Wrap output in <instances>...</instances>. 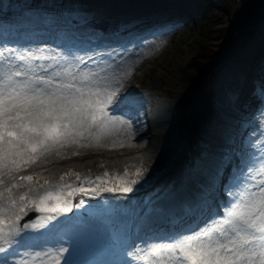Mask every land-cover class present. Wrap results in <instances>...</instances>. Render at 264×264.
I'll use <instances>...</instances> for the list:
<instances>
[{
    "label": "snow or ice",
    "instance_id": "snow-or-ice-1",
    "mask_svg": "<svg viewBox=\"0 0 264 264\" xmlns=\"http://www.w3.org/2000/svg\"><path fill=\"white\" fill-rule=\"evenodd\" d=\"M25 7L30 10L37 6ZM44 10L52 14V21L61 29L55 48L50 44L20 47L8 39L9 35H17L15 31H4V42L0 44V264H29L22 255L29 254L25 245L30 246L35 239L30 233L36 230H44V235L55 240L52 246L46 240V251L37 254H53L54 264H134L139 259L135 255L140 251L138 242L156 238L160 224L179 211L194 213L207 223L198 230L177 226L170 243L154 245L162 257L161 264H264V171L259 184L228 190L233 202L224 206L222 213L216 200V185L227 190L241 183L232 176L228 184H223L230 157H213V185L192 206H187L190 198L182 194L189 181L206 171L205 157L209 155L213 134L229 113L243 104L248 79L254 74L264 77V17L260 21L258 59L253 58V45L249 43L244 59L233 61L222 74L208 101L204 135L189 155L179 185H158L148 207H122L125 230L114 233L112 244L100 252L89 243L92 224L79 217L61 216L86 201L72 204L62 199L65 185H49L47 180L43 187L36 185L30 192H14L22 187L20 181H31L33 176L16 177L13 173L65 144H79L82 138L99 142L103 135L121 123L130 125L140 114L142 104L134 92L127 90L116 95L125 75L120 65L115 60H100V53L95 48L87 50L79 39L82 31L100 35L105 25L122 15L113 11L110 0H52ZM120 27L126 25L121 23ZM107 51L111 53L112 49ZM113 111L124 115H110ZM148 171L138 168L131 181L121 183L122 178H117L119 190L125 194L133 192V185L139 187L149 179ZM252 171L248 167V173ZM76 176L79 180L78 173ZM88 180L84 177L77 189L69 187L68 191H85L84 181ZM30 205L48 215L26 218Z\"/></svg>",
    "mask_w": 264,
    "mask_h": 264
},
{
    "label": "rangeland",
    "instance_id": "rangeland-1",
    "mask_svg": "<svg viewBox=\"0 0 264 264\" xmlns=\"http://www.w3.org/2000/svg\"><path fill=\"white\" fill-rule=\"evenodd\" d=\"M245 1V0H243ZM119 4V2H118ZM120 6V4H119ZM194 9V7H193ZM220 7L218 13L214 12H209L206 14H201L197 10H193L192 13V20L189 21V23H186L184 27H181L180 30H178V27L172 28L173 34H177L175 38H173V35H167L163 38H160L157 43L152 44V40L156 41L158 37H151V39H147L150 41L148 43L144 39L140 40V44L137 46L139 51L144 52L146 48L153 47L155 52H157L155 58H148L144 61V63L139 66V74L136 76L135 79L132 80V84L130 87H124L122 89H119L118 93L116 95H119L121 93H124L127 90H131L134 92L138 97H140L148 106L149 101L150 102H157L161 99H167L171 102H175L176 105H178L179 113L176 114L175 117V124H176V131L178 133L177 136H174V141L175 144L180 143L181 141V147L175 152V156L172 159H169L165 156L161 159L160 157H154L151 159L149 156L142 157L139 161L133 160V161H128V162H117L120 159V155H113V156H102L95 151H92L90 153L88 152H83L84 150H72L75 149V147H70L68 152H70L65 158L63 159H58V160H53L50 161L48 164L43 165L42 167L38 169H34L33 165H35L38 162V158L34 161H30L27 166H20L18 170L14 171L13 176H15L16 172L22 171L25 173V175L31 174L33 176V179L31 181H20V184L22 187L14 189V192H19V191H32L33 187L36 185L44 186V181L47 180L50 182L51 180H57V179H63L65 177H69L72 179V181L69 184V187L72 189H77L81 182L83 181L84 176L86 175L85 172H93L94 173V178L88 182L91 185L89 186L88 184H84L85 191H78V190H73V191H67L64 192L62 190V199L70 201L72 204H78L81 200L88 201L89 196H91V191H94L98 188L99 191L102 190H111V188L116 187L117 192L119 194V184L117 183V178H122L121 183L124 180L131 181L134 178V175L136 174V170L139 169H147L148 171V177L149 179L140 185L139 187H136L133 185L134 188H137L135 191L130 194L132 196V199L136 201L140 192H142L150 183H152L154 186L155 184L159 183L162 179H164L166 182L165 184H171V183H180V175L181 172L186 164V161L189 157V155L197 149V146L202 139L205 131V121L208 119L209 112H208V101L209 99L215 94L216 92V87L217 84L223 74V70H220L219 68L217 69H205V71H200V74L198 71L195 72V69H190L189 65L193 61V59L198 58L200 55V52L202 51L199 48V44L202 41V35L200 32L201 28V20L204 17H207L209 20V23L213 24L215 23L216 25H213V35L215 37H219L221 34V27L224 26L225 24L229 23L231 21V16L233 15V20L235 18H238L239 13L235 11V9H229L227 8L226 10L223 9L220 12ZM264 17V15H263ZM205 21V20H204ZM261 21V20H260ZM260 21L258 22V28H257V36L256 38H253L250 43L253 45V58L258 59L260 55ZM233 26L237 28L235 22H233ZM241 29L237 28V34L240 35ZM217 47L218 42L216 41H207V44L209 47L212 46ZM217 43V45H216ZM184 46V45H189L190 44V50L188 52L181 51L179 55H177L176 58L178 60L177 64L179 68H172L170 64L172 63L171 58L169 59V55H171L173 52L176 51L177 47L179 45ZM212 46V47H213ZM135 49H127L125 51V54L127 53H132V51H135ZM121 53L120 58L117 59H109L108 63H111L113 60L117 62V64L120 65V70L124 71L125 74L127 72H132L133 71V66H132V60L134 59L133 56H128L122 55ZM161 58H166V62L168 64V69L169 70V77L161 79L160 81V86L159 88L152 90V91H146L143 93H140L138 90L141 88H144L146 86V83L149 81V78L152 76L149 74L150 72V66L153 65L154 60H160ZM172 58V59H173ZM169 59V60H167ZM244 59V58H243ZM241 59V60H243ZM171 61V62H170ZM136 62V61H134ZM233 62L229 63L228 68ZM156 67V66H155ZM153 67L154 70H151L154 74L158 73L159 68L158 67ZM130 69V71H129ZM161 70V69H160ZM195 72V73H194ZM222 72V73H221ZM221 73V74H220ZM194 74H199L200 77H204L206 79V84L209 85L210 90L212 92L211 96L208 94H201L197 97L193 98V105L186 103V98L187 96H193L194 95V90L196 89L197 85L196 82L193 80ZM219 74V75H218ZM124 77V76H123ZM196 78V77H195ZM171 79V80H170ZM135 82H138L137 84H134ZM183 88V93L179 94L178 93V88ZM264 83L260 86H254L253 93L255 94L253 97V100L251 102L252 106L249 105V102H246L247 99H249L250 96L244 95V102L246 103L244 105V108L246 109H252L254 112H258L261 109V119L260 121H257V125L254 127L252 131L247 132V135H243L242 137V142L249 141L252 143V146L255 147V150L252 152L251 158V163L250 166L253 171L252 173L246 172V175L242 177L240 180V184L234 188L233 191H236L237 188H240L242 185L246 186L248 183H253V184H259L260 182V173L264 171ZM164 89H167L171 94L170 97H167L164 95ZM159 91L161 94H159ZM199 107L202 106V112H203V120L199 124H196V120L194 119V108L195 106ZM172 107V106H171ZM242 107H239L241 109ZM107 110V109H106ZM140 115L138 118H142L147 114L149 116V113L151 112L148 110L145 112L143 108L141 107L140 109ZM235 115V112H230L229 115L226 117L225 121L222 122L216 131L213 134L211 146L208 149L209 155L205 157V164H206V170L210 169L211 171L215 170L214 164H213V157L217 156H223L224 153L223 151L219 148L220 146L226 145V141L229 139H232L236 134L237 131H235V125L233 124V116ZM142 116V117H141ZM250 124V121H247L245 125ZM196 130V131H195ZM186 131L188 132L187 139L185 138ZM190 132H192L194 135H196L195 138L190 137ZM114 134L108 135L107 137H112ZM241 136V135H240ZM81 140H84L83 138ZM90 144H93L95 141H92L90 138L88 139ZM119 138L117 140L109 145L108 147H120V143L118 142ZM185 142L187 146V150H185ZM70 144V143H68ZM175 144H171L170 142L165 146V151L164 153H169V151H172L173 146H176ZM216 147V149H214ZM214 149V150H213ZM120 156V157H119ZM184 156V159L180 161V158ZM134 157V156H133ZM122 158V157H121ZM177 162L182 163V165L179 167V169L174 170L175 174L172 178L170 176H167L169 174V171H166L164 173L163 170L165 169H170V166L174 163L176 164ZM261 164L258 165V164ZM150 165L151 168H147L146 165ZM206 172V171H205ZM79 174L80 179H77L76 174ZM105 173H107V176H105ZM162 173V174H161ZM61 174H64L63 177L61 178ZM161 174V176H159ZM177 175V176H175ZM100 176V180H96L95 177ZM159 176V177H157ZM200 176V175H199ZM198 176V177H199ZM157 177V178H156ZM197 177V178H198ZM252 177H255V179H252ZM159 178V179H158ZM12 177H6V180H11ZM92 188V189H90ZM97 191L94 196L95 200L94 202H100L101 200V192ZM136 192V194H133ZM74 196H78L77 202L74 201ZM86 199V200H85ZM119 199V197H118ZM86 203L80 207V208H73L71 210L72 213H87L90 212L92 209H94L97 204L93 203L90 204V202ZM104 202V201H103ZM233 202V201H232ZM131 205V204H129ZM142 205V204H140ZM110 209H113V207ZM32 212L33 214L30 217H26L28 219H34L36 216H46L48 213H42L40 211H37L35 209L34 205H30L29 208L27 209V213ZM7 215V214H6ZM62 217L65 216V213L61 214ZM93 237L89 243L94 244L95 249L99 251H104L106 250V239L107 237L105 236L100 237L96 236ZM96 240V241H95ZM171 240H165L159 245H163L164 243H170ZM104 243V244H102ZM109 244V242H108ZM98 245V246H97ZM43 262V261H41ZM54 261H51L50 264H53ZM29 264H39V263H32L30 262Z\"/></svg>",
    "mask_w": 264,
    "mask_h": 264
},
{
    "label": "bare ground",
    "instance_id": "bare-ground-1",
    "mask_svg": "<svg viewBox=\"0 0 264 264\" xmlns=\"http://www.w3.org/2000/svg\"><path fill=\"white\" fill-rule=\"evenodd\" d=\"M110 6L116 7L117 9L128 11L131 9L128 5H124L122 7L116 5V0H110ZM185 25L186 21L183 22ZM183 25H179V28H181ZM152 29V27L145 28L143 36L146 38H149L152 34L146 32L148 30ZM17 33L19 36L18 42L15 41L13 43H18L20 47H27L31 49L32 47L29 46L28 38L26 35H20L21 33H24L23 29L17 28L13 30ZM34 31L36 29L34 28ZM168 34H172L170 30H167ZM173 38L177 36V34H172ZM4 40H0V44H2ZM12 42V41H11ZM190 50V44L182 46L179 45L176 49V51H172L173 53L169 55L170 57H176L181 53V51L188 52ZM157 52L152 50H145L144 53H134L133 56H139L136 58V60H139L138 63L132 64L134 65L135 69L133 72H128L124 75V77L121 80L120 85L118 86V89L116 91V94L118 93L119 89H122L124 87H130L132 84V80L136 78V76L139 74L137 70H139V66L144 63V61L151 57L155 58ZM129 56V55H128ZM171 58L172 63L170 64L171 69L172 68H179L177 62L178 60L176 58ZM167 59V60H169ZM170 61V62H171ZM158 67L159 71L158 73L154 74L151 73V70H154L153 67ZM155 67V68H156ZM168 64L166 62V58H161L160 60H154L153 65L150 66V72L149 74L152 76L149 78V81L146 83V86L144 88H141L138 90L140 93L146 92V91H152L160 86V80L164 78L169 77V70ZM161 69V70H160ZM170 78V77H169ZM171 80V79H170ZM259 80H264V77H261L259 74L252 75L247 83H246V90L245 95L250 96L249 99L246 100V102H249V105L252 106L251 102L253 100V96L256 94L253 93L254 85L259 82ZM138 82H135L134 84H137ZM178 93H183V88H178ZM159 94L160 91H159ZM170 92L167 89H164V95L167 97H170ZM246 103L243 102L241 105V109L236 110L235 117L233 120V124L235 125V131H237V134L232 138L226 141V145L220 146L219 148L223 151V156H217L215 159L219 160L224 157H230L229 160L226 161V170L224 172V179L223 184H226V181L229 177L234 176L236 174L237 166L236 161L238 159H246L248 156V152L252 153L255 147L252 146V143L247 141L246 143L242 142L243 135H247V132L252 131L254 127L257 125V121H260L262 113L261 109L258 112L252 111V109H246L244 108V105ZM150 106H145L144 111L147 112L149 108H152V111L149 113L148 117L143 118H137L135 121H133L130 125H124L120 124L116 129H112L109 133L103 135L101 137V140L99 142H94L93 144H90L89 141L81 140L79 144L77 143H70L65 144L62 147L55 148L49 153H46L42 156H38V162L33 165L34 169H38L42 167L45 164H48L50 161L58 160L65 158L70 152H68L70 147H75V149L72 150H84L83 152H97L96 154H102L103 156H113V155H120V159L117 162L123 163L128 161L137 160L139 161L145 154V156H149L151 159L154 157H160L161 159L166 155L167 158L172 159L175 156V152L178 149V145H176L175 149L173 151H169V153H164L163 151L165 148V144L168 142H172V129H175V123H174V116L171 113V106L174 107L176 105L175 102H171L167 99H161L157 102H150ZM150 111V110H149ZM264 111V110H262ZM247 121H250V124L245 125ZM114 134L112 137H107L108 135ZM241 135V136H240ZM119 138L120 147H108L107 145L115 142ZM173 144V143H172ZM75 145V146H72ZM264 147V144H263ZM216 149V147H214ZM213 149V150H214ZM234 151H237V155H234ZM101 155V156H102ZM134 156V157H133ZM258 165L261 166L259 163ZM147 168H151L150 165H146ZM18 174V173H17ZM216 176V169L214 171H211L210 169H207L206 172H203L200 174L198 178H196L193 181H189L184 190L183 195L189 197L188 202L192 206L195 202V199L199 195L198 193L194 194L197 190L202 188H208L213 185V179ZM162 185V184H159ZM157 186H154L146 195L142 198L146 205L152 200L155 199L156 196V189ZM217 191L215 192L216 200H219L221 198V194L219 192L220 188L223 187L221 184H217ZM199 188V189H197ZM231 190V188L227 189ZM194 200V201H193ZM137 207V206H135ZM203 217H200L194 213H185L183 211H179L177 213L171 214L167 217V222L161 223L159 226V229L157 230L156 234H166V232L170 230H175L177 226L182 228L189 229L190 226L198 225V221L202 220ZM155 234V235H156ZM182 235H187L188 232H182ZM159 242H156L155 240L152 241H143L139 243L140 251L136 252L135 255L139 257L138 260L134 261V264H161V255L157 252L154 245H159ZM42 249V248H41ZM44 251H32L29 252L27 256H23V260H27L32 263H39V264H50L51 263V256L53 254H48L47 256L43 255H37L39 253H43L46 251L45 248H43ZM135 252V248L133 249ZM43 261V262H41Z\"/></svg>",
    "mask_w": 264,
    "mask_h": 264
},
{
    "label": "trees",
    "instance_id": "trees-1",
    "mask_svg": "<svg viewBox=\"0 0 264 264\" xmlns=\"http://www.w3.org/2000/svg\"><path fill=\"white\" fill-rule=\"evenodd\" d=\"M223 2H227L229 0H221ZM236 9L239 10V14L242 15L244 13L245 19L240 18L238 20L239 25L244 24L245 28L247 29L242 43H239L238 37H230L228 36L229 33L226 32L227 35H224L219 41L223 43L221 47H219V50L214 53L207 54L208 58L210 56H219L218 60L223 62L226 58H233L235 56L239 57L241 56L245 43L247 42V37H251L254 33H256L257 21L262 18V13L264 10V0H236L235 3ZM240 17V16H239ZM213 33L211 26H204L201 32L202 37L206 40H212L211 34ZM224 38V39H223ZM205 45V44H204ZM203 47V44H201V48ZM204 50V49H202ZM205 51V50H204ZM220 52V54H219ZM194 65L197 64V58L193 60Z\"/></svg>",
    "mask_w": 264,
    "mask_h": 264
}]
</instances>
